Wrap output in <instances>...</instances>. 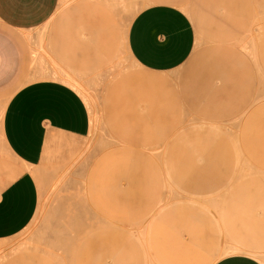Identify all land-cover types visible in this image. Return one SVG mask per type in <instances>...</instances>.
<instances>
[{
    "label": "rangeland",
    "instance_id": "1",
    "mask_svg": "<svg viewBox=\"0 0 264 264\" xmlns=\"http://www.w3.org/2000/svg\"><path fill=\"white\" fill-rule=\"evenodd\" d=\"M181 1L194 49L166 72L126 46L133 16L160 0H95L112 17L88 24L82 0H59L34 30L90 129L47 141L31 168L36 212L0 240V264H156L157 213L194 219L213 260L243 247L264 264V0Z\"/></svg>",
    "mask_w": 264,
    "mask_h": 264
},
{
    "label": "crops",
    "instance_id": "2",
    "mask_svg": "<svg viewBox=\"0 0 264 264\" xmlns=\"http://www.w3.org/2000/svg\"><path fill=\"white\" fill-rule=\"evenodd\" d=\"M160 1L133 16L126 36L129 56L153 72L181 66L195 43L189 16L171 4L183 2ZM82 2L88 10L84 23L112 17L108 6L95 0ZM58 3L0 0V240L24 229L36 212L38 185L31 168L40 161L47 141L61 134L82 137L90 129L86 103L71 85L73 76L58 63L48 62L50 59L36 49L34 30L50 19ZM62 54L61 59H65L66 53ZM125 81L133 82L128 77ZM156 219L164 231L156 264H263L243 247L226 249L237 253L213 260L216 256L199 234L194 219L162 213H157ZM42 264L56 263L43 260Z\"/></svg>",
    "mask_w": 264,
    "mask_h": 264
}]
</instances>
